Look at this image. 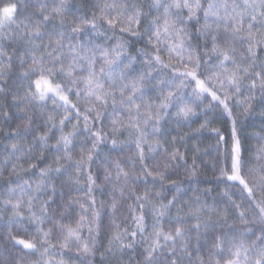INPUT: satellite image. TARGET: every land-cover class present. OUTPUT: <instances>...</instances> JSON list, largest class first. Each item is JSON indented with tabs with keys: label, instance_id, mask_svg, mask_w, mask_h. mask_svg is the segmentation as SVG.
<instances>
[{
	"label": "snow or ice",
	"instance_id": "snow-or-ice-1",
	"mask_svg": "<svg viewBox=\"0 0 264 264\" xmlns=\"http://www.w3.org/2000/svg\"><path fill=\"white\" fill-rule=\"evenodd\" d=\"M255 117L264 0H0V264H264Z\"/></svg>",
	"mask_w": 264,
	"mask_h": 264
},
{
	"label": "trees",
	"instance_id": "trees-1",
	"mask_svg": "<svg viewBox=\"0 0 264 264\" xmlns=\"http://www.w3.org/2000/svg\"><path fill=\"white\" fill-rule=\"evenodd\" d=\"M79 3H81V0H71L72 6L78 5ZM135 46L136 47H139L141 45H140V43H136ZM165 58H166V56H165ZM70 98L72 99L73 103L76 102L74 96H72ZM207 103H208V100H205V104H207ZM50 104H51V102L49 101V105ZM204 119H205V117L202 116V115H198V116L192 117L191 118V121L186 122L185 125L182 127V131L187 132V131L190 130V127L191 128L198 127L199 126V123L201 121H203ZM74 122H75V120L73 119V121H71L69 123V127L71 126V123H74ZM16 123H19V120H15L11 124L6 123V122H3V121H0V129H2L4 132H8V131H10L11 128L15 127ZM248 123H252V124L255 125V128H249L248 129V131L251 132V131H258L259 130V127L261 126V124H264V121H262L261 119H259V117H255V118L251 119L250 121H248ZM189 125H190V127H189ZM211 126L212 127H216V128H220L221 131H222V133L225 136L228 135V132H229V122H228V119H227V116L226 115L223 116V117H221L220 119H218ZM39 130L40 131H43V128H40ZM172 134L173 135H176L177 134L174 128H173ZM0 139H3V138L0 137ZM121 139H124V137H121ZM216 139L217 138H216V136H215L214 133H211V132L205 130L202 133V135H201V142H200L201 149L207 148L208 145H214L215 142H216ZM51 142H54V141H51ZM4 143L6 144V143H8V141L5 140ZM254 144H256V141L255 140H247L246 141V145L247 146H252ZM181 150L183 151V148H181ZM209 153H210L209 155L203 156L199 160H197V164H198V166L200 168V173H199V176H198L199 183H197L196 181H193L191 183V187H198L200 189H204V188L214 187L215 186V177L218 176L219 173H218V171H215L211 165H212V162H213L214 157H215L216 154L211 149H209ZM3 155H4L3 149L0 148V159L3 158ZM189 157H191V153H189ZM188 163L191 164V159L190 158H189ZM41 166H43V165H41ZM185 176H186V174H185L184 170L183 169H180L178 171V173L176 175L170 177V179H176V180L180 181V180H185ZM0 183H2V181H0ZM185 186L186 187L188 186V182L186 180H185ZM225 186L226 185H224V184H220L219 185V188H217L216 192L212 193V196H216L219 193L220 189L221 188H224ZM141 187H142V185H141ZM96 194H97V197L98 198H102L99 192H97ZM70 195H76V193H72ZM117 215L119 217L118 222L121 223V227H124L125 225L122 222V220H123L122 213H118ZM18 235H19V233H18ZM101 239H104V238L102 237ZM16 251H19V249H16ZM24 255L28 259H36L35 256H31L27 252H25ZM56 258L57 259L63 258L64 260H66L68 262V264H79V259L77 258L74 250L72 252L66 253L63 257H59L58 256ZM125 259H127V254L125 256ZM97 264H99V261L98 260H97Z\"/></svg>",
	"mask_w": 264,
	"mask_h": 264
},
{
	"label": "bare ground",
	"instance_id": "bare-ground-1",
	"mask_svg": "<svg viewBox=\"0 0 264 264\" xmlns=\"http://www.w3.org/2000/svg\"><path fill=\"white\" fill-rule=\"evenodd\" d=\"M97 195V194H96ZM123 212V211H122Z\"/></svg>",
	"mask_w": 264,
	"mask_h": 264
}]
</instances>
